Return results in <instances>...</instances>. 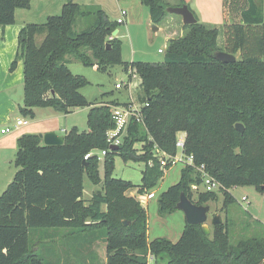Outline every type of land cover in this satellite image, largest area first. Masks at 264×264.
<instances>
[{
	"label": "trees",
	"instance_id": "1",
	"mask_svg": "<svg viewBox=\"0 0 264 264\" xmlns=\"http://www.w3.org/2000/svg\"><path fill=\"white\" fill-rule=\"evenodd\" d=\"M30 1L0 0V27L13 25L16 9H29ZM140 2L153 24L168 14L162 0ZM221 5L222 48H217L219 31L199 23L194 15L197 22L185 25L187 34L169 39L162 62L123 63L125 72L132 68L140 77L143 122H132L117 150L109 151L106 135L114 128L111 107L120 103L89 104L79 92L89 82L73 75L68 63L73 58L99 71L122 64L120 41L108 40L119 24L99 6L69 0L60 15L20 30L19 115L33 118L35 108H52L63 115L88 108L87 130L71 128L61 146H45L35 134L17 138V170L0 195V264H60L48 258L49 245L43 239L30 241V230L42 229L66 230L60 237L72 246L76 264H85V254L89 260V248L98 238L88 234L98 229L105 231L106 264H147L137 252H149L154 264H264V232L232 241L227 220L214 225L209 236L201 225L186 224L175 243L162 238L149 241L147 213L127 195L130 190L143 195L157 187L170 166H160L155 150L174 157L178 133H185L183 156L192 157L196 166L204 165L220 183L222 209L235 201L228 192L231 188L253 186L264 191V0H222ZM74 26L80 30L74 31ZM37 36L42 37L40 43ZM218 51L238 58L218 62L214 58ZM16 67L14 60L9 71ZM236 124L243 126L242 133ZM97 151H106L101 177L96 156L83 160ZM115 156L143 163L139 185L112 176ZM84 176L98 187L88 201L83 199ZM193 184H199L195 170L183 167L180 180L160 195V213L176 211L181 193L195 205L216 200L215 192L197 193L194 200Z\"/></svg>",
	"mask_w": 264,
	"mask_h": 264
},
{
	"label": "rangeland",
	"instance_id": "2",
	"mask_svg": "<svg viewBox=\"0 0 264 264\" xmlns=\"http://www.w3.org/2000/svg\"><path fill=\"white\" fill-rule=\"evenodd\" d=\"M69 0H31L29 9H16L15 22L13 25L0 27V129L4 127L14 128L17 119L28 121L23 126L10 134L0 133V195L12 180L17 168L15 166L16 139L23 134H44L47 129L56 134H63L76 127L80 131L87 130L88 108H78L68 115L57 113L52 108H35L34 117H23L17 111L18 105H22L23 98V66L22 61L16 57L18 34L28 24L42 25L47 17L58 16L61 8ZM81 6H99L111 21H116L120 10L127 13L124 17L125 23L116 27L117 34L113 38L120 41V58L122 64L109 66L105 71H99L97 67H86L75 59L70 58L68 69L73 75L85 78L89 84L81 88L79 92L91 105L116 104L141 107L140 98L143 96L141 80L138 73L132 68L129 72L124 71L123 63L149 62L160 63L163 61L164 53L169 39L179 38L187 34L188 28L183 25L179 16L167 14L159 24H153L150 20L149 10L140 0H72ZM222 0H188L189 10L197 17L198 22L219 31L217 37V48L223 46V10ZM164 6L179 7L182 0H162ZM132 18L131 23L128 19ZM153 27L158 30H154ZM83 29V27H82ZM79 26H74V31H79ZM42 37L37 36L40 43ZM162 50L161 53L158 51ZM238 56V55H237ZM16 60L17 67L13 72L9 71L11 63ZM122 83L120 90L115 89V84ZM120 104V105H121ZM123 140V139H122ZM138 149L141 145H136ZM99 153V151L95 152ZM180 157V152H177ZM102 161H99V176L103 175ZM185 167L183 163L170 166L164 178L158 183L157 188L161 192L155 196L150 206L145 207L147 212V238L149 241L162 238L175 243L181 237L186 225L184 215L181 211L160 213L158 199L160 195L170 186L175 185L181 176V170ZM143 163L124 162L121 157H114V168L112 176L134 185L141 183V172ZM84 195L89 196L91 182L84 177ZM155 188V189H157ZM136 194V190H130L127 195ZM234 198L226 210L222 209L224 195L216 193V200L209 202V212L206 226L212 232L211 221L218 217L221 223L228 221L230 239L235 241L241 237H251L264 232V191H259L253 186H238L228 191ZM194 194L193 199L196 200ZM154 196V194H153ZM152 196V197H153ZM151 197V198H152ZM246 202L242 201V198ZM206 206V205H205ZM42 232V233H39ZM51 231L47 229L30 230V241L49 245ZM97 237L95 246L89 248L88 264H106V236L105 231L98 229L90 232L88 236ZM56 237V236H55ZM139 258L145 257L147 264H154V258L149 252H137ZM72 264H76V261Z\"/></svg>",
	"mask_w": 264,
	"mask_h": 264
},
{
	"label": "built area",
	"instance_id": "3",
	"mask_svg": "<svg viewBox=\"0 0 264 264\" xmlns=\"http://www.w3.org/2000/svg\"><path fill=\"white\" fill-rule=\"evenodd\" d=\"M127 13L124 10H120L119 17L116 19L117 24H124L125 18ZM113 36L109 37L108 40H112ZM159 53L162 52V50L158 51ZM124 84L117 83L115 84V89L120 90ZM147 104H144L146 106ZM111 119L114 123V128L110 129L107 132L106 138L109 145L108 151L110 150V147L113 146H119L122 143L123 137L126 135V132L128 130L129 125L132 122L136 123H142L143 122V116L141 113V107L137 108L133 105H119V106H112L111 107ZM28 125V121L24 119H17L16 124L14 128L12 127H4L0 129L1 135H7L12 133L13 131ZM184 140H185V133H178L177 134V140H176V149L177 152H180V157H177L175 155L174 157H169L165 155L164 153L159 152L158 150H155V156L158 158V161L160 163L161 167L166 166H173L177 163H183L186 167L193 168L197 174V177L199 179V184H193L191 185V190L193 194L197 193H208V192H217L221 189V185L218 181H216L204 168V165L196 166L194 164V161L192 157H185L182 154V149L184 148ZM106 155V151H101L99 153L90 152L87 153L83 160L86 161L92 156H96L98 161H102L104 156ZM147 198L152 197V194L148 192L145 195ZM243 202H246V199L242 198Z\"/></svg>",
	"mask_w": 264,
	"mask_h": 264
},
{
	"label": "water",
	"instance_id": "4",
	"mask_svg": "<svg viewBox=\"0 0 264 264\" xmlns=\"http://www.w3.org/2000/svg\"><path fill=\"white\" fill-rule=\"evenodd\" d=\"M166 13L177 15L181 18L183 25L189 26L197 22L194 14L189 10L188 6L183 4L179 7H167ZM154 30L157 28L153 27ZM117 31H113L112 36L115 37ZM109 47V44H106ZM214 58L216 61L228 64L236 61L234 55H230L224 51H218L215 53ZM235 129L239 132H243V126L241 124H236ZM45 146H61L64 143V136L58 135L54 132H47L39 135ZM110 150H117V146L110 147ZM176 209L181 211L184 215L186 224L189 225H201L203 232L206 236L210 235V230L206 226L207 215L209 212V207L205 205H195L192 203L184 193L180 194L179 201L176 205ZM221 223L218 217H213L211 225H219ZM125 224H127L125 222Z\"/></svg>",
	"mask_w": 264,
	"mask_h": 264
},
{
	"label": "crops",
	"instance_id": "5",
	"mask_svg": "<svg viewBox=\"0 0 264 264\" xmlns=\"http://www.w3.org/2000/svg\"><path fill=\"white\" fill-rule=\"evenodd\" d=\"M126 18H127V15H126ZM131 22H133L132 18H129L128 19V23H131ZM237 55H235L236 59L238 58ZM22 84H23V79H22ZM19 106L20 105H18V107ZM18 107H17V111H18ZM49 130L50 129H47V131H45V133L50 132ZM62 132H63V134H58V135L64 136V134L66 133V130L65 131L63 130ZM15 145H16V143H15ZM84 177H86V176H84ZM86 179L88 180L87 177H86ZM91 185H92V187L90 188L89 196L84 195L85 186H84V178H83V187H84V189H83V199L85 201H88L91 198L92 194H94V193H96L98 191V187L96 185H93V184H91ZM161 190H162V188H157V189H154V190L150 191L152 196L154 194V196L152 198L151 197L147 198L145 196L147 193L138 196L137 194H135V191H134V195H130V196L136 198L140 202L142 208H144L145 211H146L145 207H147V206L149 207L150 206V204L152 203V200L155 198V196L157 194H159V192H161ZM102 208H104V206ZM54 233H51V235H50V236H56V237L54 239H50V241H49V249H48L49 256H48V258L51 261H58V262H60V264H62L63 261H66V260L73 261L74 259L70 255V250L72 251V249H73L72 246L70 244H68L64 239L62 240L61 237H60L61 235L66 233V230L65 231L64 230L63 231H56ZM34 251L37 252L38 251V247H35ZM85 255H84V258H82V261H84L85 264H88V256L87 255L85 256Z\"/></svg>",
	"mask_w": 264,
	"mask_h": 264
}]
</instances>
